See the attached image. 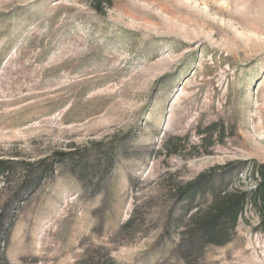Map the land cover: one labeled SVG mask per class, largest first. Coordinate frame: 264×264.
<instances>
[{
  "label": "rangeland",
  "instance_id": "374dc122",
  "mask_svg": "<svg viewBox=\"0 0 264 264\" xmlns=\"http://www.w3.org/2000/svg\"><path fill=\"white\" fill-rule=\"evenodd\" d=\"M98 1L0 0V264H264L185 232L264 164V0Z\"/></svg>",
  "mask_w": 264,
  "mask_h": 264
},
{
  "label": "trees",
  "instance_id": "16d2710c",
  "mask_svg": "<svg viewBox=\"0 0 264 264\" xmlns=\"http://www.w3.org/2000/svg\"><path fill=\"white\" fill-rule=\"evenodd\" d=\"M103 2L108 6L111 4V0L98 1V4ZM211 126H216V124ZM200 135L202 136V133ZM206 139L207 137H201L202 141ZM3 165L4 163L0 162V172L6 169ZM248 176L254 183L253 187L227 188L221 184L214 186L211 183L209 185L210 201L202 209H196L188 216L185 232L191 240L190 249L199 248L204 243L222 245L227 242L230 234L234 233L237 219L246 205H250L256 213L259 228L264 230V164H253L248 171ZM204 188L205 184L199 177L196 181L181 187L177 198L191 204L195 193H204ZM2 227L3 218L0 214V231Z\"/></svg>",
  "mask_w": 264,
  "mask_h": 264
}]
</instances>
